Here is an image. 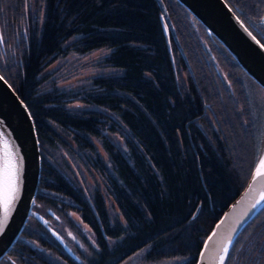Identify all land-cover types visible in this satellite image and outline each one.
Segmentation results:
<instances>
[{
	"label": "trees",
	"instance_id": "obj_1",
	"mask_svg": "<svg viewBox=\"0 0 264 264\" xmlns=\"http://www.w3.org/2000/svg\"><path fill=\"white\" fill-rule=\"evenodd\" d=\"M29 1L0 0V74L33 118L40 153L35 211L59 231L76 227L68 239L84 241L88 252L86 260H71L62 249L65 262H49L45 247L57 241L31 214L7 253L26 264H117L146 246L145 259L193 264L251 172L257 148L240 119L252 121L244 79L261 86L177 0H162L177 42L164 31L156 0H32L35 14ZM225 1L264 45V0ZM99 47L108 48L101 61L118 72L68 89L43 73L58 55ZM74 100L86 105H69ZM59 148L80 151L100 173L117 209L112 217L102 189L86 190L55 159ZM69 211L88 226L93 244ZM224 264H264V206L235 236Z\"/></svg>",
	"mask_w": 264,
	"mask_h": 264
},
{
	"label": "water",
	"instance_id": "obj_2",
	"mask_svg": "<svg viewBox=\"0 0 264 264\" xmlns=\"http://www.w3.org/2000/svg\"><path fill=\"white\" fill-rule=\"evenodd\" d=\"M177 1L225 47L245 73L264 89V45L233 8L225 0ZM156 2L164 31L167 33L169 30L176 40L163 1ZM261 19L264 20V3ZM0 78V220L3 219L6 163H15L19 168L18 191L9 206L8 224L5 230L0 232L1 258L15 242L32 212L40 172V153L29 109L1 74ZM262 156L264 145L256 155L244 186L224 207L204 237L193 264H220V257L224 256L226 259L227 256L224 248L227 247L229 251L244 224L264 206V200H261V194L264 193V176L253 180Z\"/></svg>",
	"mask_w": 264,
	"mask_h": 264
},
{
	"label": "rangeland",
	"instance_id": "obj_3",
	"mask_svg": "<svg viewBox=\"0 0 264 264\" xmlns=\"http://www.w3.org/2000/svg\"><path fill=\"white\" fill-rule=\"evenodd\" d=\"M29 3H30L29 13L31 12L32 14H35L36 12L35 5L33 4L32 0H30ZM201 34L202 32H200V35ZM0 40H2L1 34H0ZM107 52H108V48H105V47L94 48L84 53H79V52L70 50L52 59L43 69V73H46L47 80L50 83L55 84V86L58 88H61V89L80 88L87 82V78L91 75L100 74V73H116L119 71L118 68L113 67L111 65L104 64L101 61L102 56H104ZM180 74H181V77L184 78V72L181 71ZM244 85H245L246 92H247L246 94L250 102L249 114H250L252 121L248 123V119L243 118L242 116H241L242 118L240 119L242 120L243 125L245 127L251 128L250 131L252 132L253 146L255 145V148H257V153H258V151L264 145V89L261 87H258L257 85H255L253 82H251L248 79L247 80L244 79ZM69 105L83 106L86 104L80 101L74 100V101L69 102ZM108 135L112 139H118L117 134L115 133L109 132ZM66 138L68 139V141H70L68 137ZM95 144H96L97 150L100 153V155L104 157L105 153L100 147V144L97 141H95ZM63 150L59 148L55 152V159L61 158L62 161L64 160L67 163V169H69V172L77 178L81 186H83L86 190H89V191L92 190L95 185H97L98 187L102 189L103 194H105V204L107 206L106 208H107L109 217H112L115 211L117 212V209L111 197L105 193L104 182H103V178L100 175V173L91 166L89 159H87L80 151L74 150L71 153H66ZM252 159H251V162H252ZM32 210L35 213V215L39 218V220L43 224L47 225L46 229L49 228V230L53 231L55 235L53 233H50V234L47 233V234L49 238H52L53 236V239L57 241V246L64 249V251H68L69 253L73 254V252H75V255L77 256L76 259H78L79 257H82L84 259L86 258L88 249L87 250L85 249L86 244L84 243V241L83 243L80 242L77 244V243L71 242L68 239V235L72 236L75 239L71 231L74 230L76 227H72V226L68 227L65 225L63 226L64 228H62L63 230L59 231L57 229L61 227H56V226H53L51 223H49L48 221L49 218L47 219V215L45 218L44 217L45 215L42 212L38 213L35 211L34 203L32 205ZM69 214H71L72 220L78 219L77 214L74 211H69ZM29 226L27 225V228ZM77 226L79 227L83 235H85L86 233L89 240L93 244V235H92V232L89 230L88 226H86V224L82 220H79V219H78ZM28 240L31 241L32 242L31 244L33 245H39L38 239L36 240L34 239V237H30L28 238ZM45 249H46L45 250L46 254H48L51 257L52 261L53 259L54 260L56 259L57 261H60V263L65 262L66 260L65 255L63 256L62 255L63 253H61L60 255L57 249L55 248V246L50 247L49 249L45 247ZM71 249L73 250V252ZM145 249H146V246L140 247L139 249L135 250L131 254L127 255L126 258L123 259L118 264H177L180 261V259L177 257L145 259L143 258L145 255ZM84 259L82 263H84Z\"/></svg>",
	"mask_w": 264,
	"mask_h": 264
},
{
	"label": "snow or ice",
	"instance_id": "obj_4",
	"mask_svg": "<svg viewBox=\"0 0 264 264\" xmlns=\"http://www.w3.org/2000/svg\"><path fill=\"white\" fill-rule=\"evenodd\" d=\"M249 35H251V33H249ZM18 172L19 168L15 163H6L3 189V219L0 220V232H3L5 230V226L8 224L9 206L15 199V195L18 191ZM261 176H264V156H262L258 161L253 180ZM261 200H264V193L261 194ZM257 203H259V201H257ZM224 252L227 254V247L224 248ZM201 255H203V253H201ZM224 259V256L220 257V264H224Z\"/></svg>",
	"mask_w": 264,
	"mask_h": 264
},
{
	"label": "flooded vegetation",
	"instance_id": "obj_5",
	"mask_svg": "<svg viewBox=\"0 0 264 264\" xmlns=\"http://www.w3.org/2000/svg\"><path fill=\"white\" fill-rule=\"evenodd\" d=\"M49 223H53V221L52 220H50L49 219ZM51 243V242H50ZM52 244V243H51ZM51 247H53V245H51ZM49 248H50V246H49ZM57 248V251H58V249H59V251L61 252V253H63V251H62V248H60V247H56ZM50 254V253H49ZM64 254V253H63ZM43 256V255H42ZM46 256H48V255H46ZM67 257L68 258H70L71 260H75L76 259V257H74V255L72 254V253H70V255H68L67 254ZM49 262H52V260L50 261L49 260ZM0 264H26V263H24V261H22L21 259L19 260L18 258H17V256H16V258L13 256V255H11L10 253H5L3 256H2V258L0 259ZM30 264H37V261L34 259V261L33 262H30Z\"/></svg>",
	"mask_w": 264,
	"mask_h": 264
}]
</instances>
